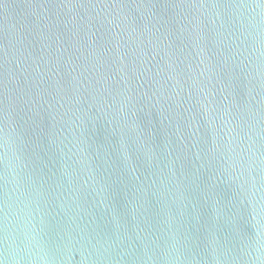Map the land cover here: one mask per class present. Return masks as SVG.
Segmentation results:
<instances>
[{
	"label": "water",
	"instance_id": "1",
	"mask_svg": "<svg viewBox=\"0 0 264 264\" xmlns=\"http://www.w3.org/2000/svg\"><path fill=\"white\" fill-rule=\"evenodd\" d=\"M264 0H0V264H264Z\"/></svg>",
	"mask_w": 264,
	"mask_h": 264
},
{
	"label": "snow or ice",
	"instance_id": "2",
	"mask_svg": "<svg viewBox=\"0 0 264 264\" xmlns=\"http://www.w3.org/2000/svg\"><path fill=\"white\" fill-rule=\"evenodd\" d=\"M262 6H264V4H262ZM261 211H264V207L261 208Z\"/></svg>",
	"mask_w": 264,
	"mask_h": 264
}]
</instances>
